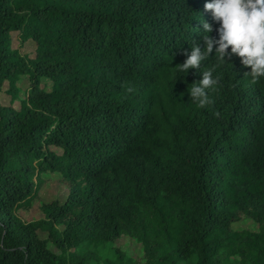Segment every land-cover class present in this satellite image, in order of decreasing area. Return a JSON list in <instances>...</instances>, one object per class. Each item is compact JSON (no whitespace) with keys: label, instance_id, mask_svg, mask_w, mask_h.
<instances>
[{"label":"trees","instance_id":"trees-1","mask_svg":"<svg viewBox=\"0 0 264 264\" xmlns=\"http://www.w3.org/2000/svg\"><path fill=\"white\" fill-rule=\"evenodd\" d=\"M208 2L0 0V264H264V78L215 49L175 69L219 39ZM45 175L66 198L24 221Z\"/></svg>","mask_w":264,"mask_h":264},{"label":"clouds","instance_id":"clouds-1","mask_svg":"<svg viewBox=\"0 0 264 264\" xmlns=\"http://www.w3.org/2000/svg\"><path fill=\"white\" fill-rule=\"evenodd\" d=\"M204 10L219 24L216 29L219 39H212L208 35L213 31L212 26L203 23V50L194 42L190 53H184L187 59L175 69L186 73L189 69H199L215 49L223 62L226 55L237 56L241 64L250 69L245 75L251 77L252 83L264 78V0H211L205 3ZM213 71H204L202 79L188 89L189 97L200 108L213 103L207 94V90L215 89L219 82V77L213 78ZM128 91L133 89L128 88ZM214 115L218 117L219 113Z\"/></svg>","mask_w":264,"mask_h":264},{"label":"rangeland","instance_id":"rangeland-1","mask_svg":"<svg viewBox=\"0 0 264 264\" xmlns=\"http://www.w3.org/2000/svg\"><path fill=\"white\" fill-rule=\"evenodd\" d=\"M33 47L32 43H28L26 45V49H31ZM22 87H27V83L23 82L20 83ZM45 182L43 183L40 191V201L33 205L31 210L27 212H20L18 213L19 217L24 221H32L35 219H38L42 217V214L39 210V205L41 203H47L54 199H59L60 202H64L66 195H67V189L66 187L56 178L52 177L51 180H49L48 175L44 176ZM257 225L251 220L247 218H241L237 222L232 224L233 230H251V231H257ZM39 236L43 239L46 238L45 234L39 233ZM114 247L118 249L122 254H124L126 257L133 259L134 261H138L142 255H143V249L141 244L136 242L134 239L130 238H122L120 240H116L114 242ZM50 249L58 253V251L54 248L53 245H49ZM94 251H98V254L101 258L108 257L110 253L106 250L105 247H99L95 249ZM112 256L109 258L111 259Z\"/></svg>","mask_w":264,"mask_h":264}]
</instances>
